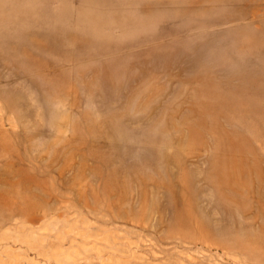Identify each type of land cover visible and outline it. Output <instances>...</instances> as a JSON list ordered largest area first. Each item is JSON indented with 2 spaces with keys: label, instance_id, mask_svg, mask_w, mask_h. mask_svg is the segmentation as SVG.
Here are the masks:
<instances>
[{
  "label": "rangeland",
  "instance_id": "1",
  "mask_svg": "<svg viewBox=\"0 0 264 264\" xmlns=\"http://www.w3.org/2000/svg\"><path fill=\"white\" fill-rule=\"evenodd\" d=\"M0 264H264V0H0Z\"/></svg>",
  "mask_w": 264,
  "mask_h": 264
},
{
  "label": "bare ground",
  "instance_id": "2",
  "mask_svg": "<svg viewBox=\"0 0 264 264\" xmlns=\"http://www.w3.org/2000/svg\"><path fill=\"white\" fill-rule=\"evenodd\" d=\"M219 180H220V182L218 181V183L216 182V184H215L216 187H218V188H216L217 189L216 195H218V197L220 198L221 204L223 206H226L227 202L232 201L233 199H235V196H238L240 194V190L236 186H228V184H227L228 181L224 177L219 178ZM191 194H192V191L188 187H183L181 189L180 201H181L182 207L179 209L186 211V208H187L186 198H187V196H189ZM176 199H178V195H177ZM188 212H190V210H188ZM184 219L191 221V218H189L187 216L180 217L178 221L181 222ZM245 253H246V251H245Z\"/></svg>",
  "mask_w": 264,
  "mask_h": 264
}]
</instances>
